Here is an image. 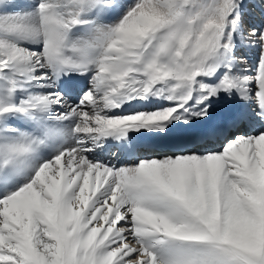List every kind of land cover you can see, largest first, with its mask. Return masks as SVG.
I'll use <instances>...</instances> for the list:
<instances>
[{
	"label": "snow or ice",
	"instance_id": "6c2138e0",
	"mask_svg": "<svg viewBox=\"0 0 264 264\" xmlns=\"http://www.w3.org/2000/svg\"><path fill=\"white\" fill-rule=\"evenodd\" d=\"M0 264H264V0H0Z\"/></svg>",
	"mask_w": 264,
	"mask_h": 264
}]
</instances>
